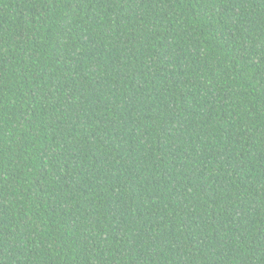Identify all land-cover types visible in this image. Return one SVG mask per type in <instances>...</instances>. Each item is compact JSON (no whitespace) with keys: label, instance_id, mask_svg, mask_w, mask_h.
<instances>
[{"label":"trees","instance_id":"16d2710c","mask_svg":"<svg viewBox=\"0 0 264 264\" xmlns=\"http://www.w3.org/2000/svg\"><path fill=\"white\" fill-rule=\"evenodd\" d=\"M0 264H264V0H0Z\"/></svg>","mask_w":264,"mask_h":264}]
</instances>
